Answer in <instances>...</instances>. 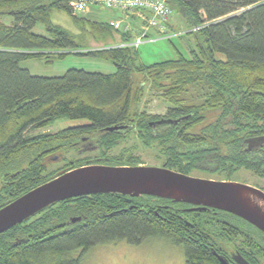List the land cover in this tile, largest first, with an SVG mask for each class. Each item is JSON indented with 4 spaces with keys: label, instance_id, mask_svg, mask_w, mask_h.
Wrapping results in <instances>:
<instances>
[{
    "label": "trees",
    "instance_id": "16d2710c",
    "mask_svg": "<svg viewBox=\"0 0 264 264\" xmlns=\"http://www.w3.org/2000/svg\"><path fill=\"white\" fill-rule=\"evenodd\" d=\"M77 1L0 0V207L63 170L144 165L127 149L113 153L131 134L180 173L231 177L246 170L264 179V0H167L187 34L196 36V47L189 56L153 64L140 63L134 47L84 53L90 41L115 38L118 31L86 15L99 8L75 14L71 4ZM54 11L66 13L75 30L55 24ZM5 17L12 23L3 22ZM38 24L47 36L34 32ZM70 54L110 61L117 70L106 75L71 69L42 77L21 66ZM136 75L142 78L139 86ZM147 84L170 104L164 117L139 110ZM60 119L77 125L55 134L38 132ZM121 126L127 128L107 131ZM84 150L99 151L100 157L48 172L51 160ZM189 206L119 194L69 199L1 234L0 264H84L98 245H141L149 239L180 247L186 264H223L216 254L237 264L231 249L251 264H264L260 230L232 214L219 212L214 220L212 212Z\"/></svg>",
    "mask_w": 264,
    "mask_h": 264
},
{
    "label": "rangeland",
    "instance_id": "374dc122",
    "mask_svg": "<svg viewBox=\"0 0 264 264\" xmlns=\"http://www.w3.org/2000/svg\"><path fill=\"white\" fill-rule=\"evenodd\" d=\"M170 5V4H169ZM171 7V6H170ZM172 9V7H171ZM89 18L99 19L102 22H110L111 20H121L125 30L115 31V38L105 40L103 42L90 41L86 47H83V52L88 53L90 50H102L117 47H134L137 49L139 62L143 64H153L169 59H176L180 54L185 56L190 55V51L196 47V36L188 35L186 29L188 26L183 18L176 11L172 14V18L166 26V34H162L156 30H150L143 24L140 13L138 12H120L108 9H96L93 12L86 13ZM3 22L11 24L10 17L1 18ZM52 21L66 29L75 30L71 18L64 12L54 11ZM115 29V28H114ZM116 30V29H115ZM34 32L47 36V31L44 25L38 24ZM168 32V33H167ZM124 34L126 38H123ZM184 34L183 36H181ZM125 36V35H124ZM144 38L142 43L137 46L138 39ZM139 63V64H140ZM23 68H26L34 76L42 77H59L66 74L71 69H83L88 72H97L102 74H113L116 72V66L107 60L100 58H91L87 56H78L70 54L63 59L47 63L45 59H29L21 63ZM137 86L141 84L142 78L136 75ZM141 112H146L151 115L164 117L167 115L170 104L167 103L162 94L152 89L149 84L143 90L140 103L138 104ZM77 125L76 122L60 119L51 126L41 129L39 133L55 134L67 127ZM36 132H31L35 134ZM123 142L118 148H115L113 153L122 155L123 150L127 149L129 153L139 157L144 166L166 167L164 157L158 150L145 147L135 134ZM69 151L64 155L61 161L57 158L55 163H52L48 172L56 171L63 168L68 162L76 160H85L88 158L100 157L99 151ZM62 159V158H61ZM168 168V167H166ZM169 169V168H168ZM172 170V169H170ZM175 171V170H172ZM178 172V171H176ZM191 177L215 180V181H233L247 184L264 191V179L259 178L254 172L241 170L233 176L227 177L225 174L209 173L207 171L195 170L190 175ZM217 228V227H216ZM256 228V227H255ZM215 231V230H214ZM218 231V229H217ZM84 264H186V259L183 250L180 247L174 246L166 239H149L141 245H130L126 242L98 245L89 251L84 259Z\"/></svg>",
    "mask_w": 264,
    "mask_h": 264
},
{
    "label": "water",
    "instance_id": "95a60500",
    "mask_svg": "<svg viewBox=\"0 0 264 264\" xmlns=\"http://www.w3.org/2000/svg\"><path fill=\"white\" fill-rule=\"evenodd\" d=\"M166 122L172 123L157 124ZM126 128L112 127L107 131ZM96 194L150 196L195 206L191 211H223L264 234V191L259 188L233 181L195 178L166 167L88 165L60 171L54 179L2 205L0 235L54 204ZM231 253L237 264H251L239 252L231 249ZM216 255L223 264H230L225 257Z\"/></svg>",
    "mask_w": 264,
    "mask_h": 264
},
{
    "label": "built area",
    "instance_id": "2783aa9c",
    "mask_svg": "<svg viewBox=\"0 0 264 264\" xmlns=\"http://www.w3.org/2000/svg\"><path fill=\"white\" fill-rule=\"evenodd\" d=\"M75 14L86 12L90 7L116 10L124 13L138 12L148 29L164 31L167 22L172 18L173 10L167 0H79L71 4ZM149 13V17L145 13ZM121 20L111 22L116 30H125ZM126 31V30H125ZM144 38L138 39L137 46Z\"/></svg>",
    "mask_w": 264,
    "mask_h": 264
},
{
    "label": "flooded vegetation",
    "instance_id": "af4514ba",
    "mask_svg": "<svg viewBox=\"0 0 264 264\" xmlns=\"http://www.w3.org/2000/svg\"><path fill=\"white\" fill-rule=\"evenodd\" d=\"M192 208H195V206H189L187 209H192ZM208 211L209 212H212L213 214H215V215H213V217H214V220H215V218L217 217L216 215H218L219 214V212H223V211H218V210H213V209H208ZM207 211V212H208ZM218 221H226L225 219H221V220H218Z\"/></svg>",
    "mask_w": 264,
    "mask_h": 264
},
{
    "label": "crops",
    "instance_id": "0c3cea01",
    "mask_svg": "<svg viewBox=\"0 0 264 264\" xmlns=\"http://www.w3.org/2000/svg\"><path fill=\"white\" fill-rule=\"evenodd\" d=\"M98 19V18H97ZM99 20V19H98ZM112 21H115V20H111L110 22H112Z\"/></svg>",
    "mask_w": 264,
    "mask_h": 264
},
{
    "label": "bare ground",
    "instance_id": "6f19581e",
    "mask_svg": "<svg viewBox=\"0 0 264 264\" xmlns=\"http://www.w3.org/2000/svg\"><path fill=\"white\" fill-rule=\"evenodd\" d=\"M151 30H154V29H151Z\"/></svg>",
    "mask_w": 264,
    "mask_h": 264
}]
</instances>
